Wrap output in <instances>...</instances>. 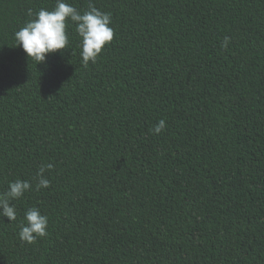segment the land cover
Here are the masks:
<instances>
[{"label": "trees", "instance_id": "1", "mask_svg": "<svg viewBox=\"0 0 264 264\" xmlns=\"http://www.w3.org/2000/svg\"><path fill=\"white\" fill-rule=\"evenodd\" d=\"M55 3L0 0V193L32 184L0 264H264V0H91L114 29L97 62L70 24L37 64L15 33Z\"/></svg>", "mask_w": 264, "mask_h": 264}, {"label": "clouds", "instance_id": "2", "mask_svg": "<svg viewBox=\"0 0 264 264\" xmlns=\"http://www.w3.org/2000/svg\"><path fill=\"white\" fill-rule=\"evenodd\" d=\"M28 15L33 13L29 10ZM111 14L101 11L95 4H88L86 10H78L67 0H56L53 10L40 9L35 13V18L30 19L15 33L17 47H21L27 58L37 64L45 63L50 54L62 52L67 49L69 36L67 29L75 27V32L80 38V56L85 66L95 64L107 45L114 39V29L111 27ZM230 42L225 37L221 44L227 49ZM165 129V121L160 120L150 131L159 135ZM53 168L51 163L42 165L37 173L36 190L50 187V180L45 172ZM32 190V184L26 180L17 179L10 182L8 189L0 193V216L6 217L10 222L17 219L14 200L22 199ZM19 237L22 242L32 244L37 238L48 235V217L41 214L35 207L28 208L21 223Z\"/></svg>", "mask_w": 264, "mask_h": 264}]
</instances>
